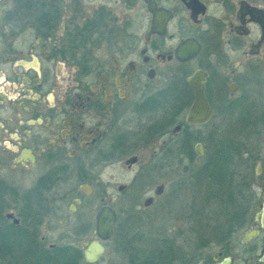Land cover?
Instances as JSON below:
<instances>
[{
    "label": "flooded vegetation",
    "instance_id": "flooded-vegetation-1",
    "mask_svg": "<svg viewBox=\"0 0 264 264\" xmlns=\"http://www.w3.org/2000/svg\"><path fill=\"white\" fill-rule=\"evenodd\" d=\"M263 11L254 0H0V264H163L169 257L136 253L167 238L172 264H264V130L250 161L255 208L215 251L185 253L183 236L163 231L125 254L114 245L119 254L103 255L119 225L128 230L165 205L158 178L175 172L176 189L184 177L195 189L193 160L179 153L192 127L227 120L243 105L257 119L249 133L264 129L260 97L251 94L264 86ZM187 39L200 49L180 58ZM196 70L207 74L213 110L202 125L185 121ZM192 150L204 156L205 145ZM108 168L132 173L113 184L125 200L123 221L104 182ZM103 206L116 215L106 240L96 235ZM92 241L103 251L87 257Z\"/></svg>",
    "mask_w": 264,
    "mask_h": 264
},
{
    "label": "trees",
    "instance_id": "trees-1",
    "mask_svg": "<svg viewBox=\"0 0 264 264\" xmlns=\"http://www.w3.org/2000/svg\"><path fill=\"white\" fill-rule=\"evenodd\" d=\"M243 111L246 112L245 106H236L235 111L226 121L229 123L231 119L240 117ZM255 122L257 123L256 118L250 121L246 115V120L241 125L242 131L235 139L230 136L219 139H212L211 136L204 139L202 137L185 139L179 152L185 158L192 159L194 156L192 143L196 140L205 145L204 162L202 165L192 168L196 185L193 194L195 196L200 195L201 199L198 202L200 204L196 209L194 208L195 213H190V216L195 218L194 222L198 229L193 228L191 230L193 233L199 229H205L202 235L199 236V248L206 247L212 242L217 244L228 239L235 228L236 219L243 221L255 208L256 199L253 195L255 192L254 172L250 161L254 160L252 156L257 151L248 145L247 140L242 139L243 136L246 138H249V136L255 137L260 133L258 124L255 126L254 134L249 133V124ZM171 155L175 156V152H172ZM248 157L250 158L248 159ZM195 200L198 201L197 198ZM203 217H211L210 223L202 222ZM195 223L193 226H196ZM170 241V238L165 239L166 246L165 243H162L154 247H139L136 254L161 258L169 257V260L163 264H172L175 255L172 253V243ZM71 254L79 255L80 252L72 250Z\"/></svg>",
    "mask_w": 264,
    "mask_h": 264
},
{
    "label": "rangeland",
    "instance_id": "rangeland-1",
    "mask_svg": "<svg viewBox=\"0 0 264 264\" xmlns=\"http://www.w3.org/2000/svg\"><path fill=\"white\" fill-rule=\"evenodd\" d=\"M254 1L262 3L264 6V0ZM252 91V98H254L256 101V99H259L260 97L261 101L259 107L264 110V86L260 88L255 87ZM257 114H259L258 111ZM245 120V111H243V114H241L240 117L231 119L229 123L224 119L215 118L212 119L208 124H205L203 126L192 127L189 132V136L190 139H194L195 137H202L204 139L208 136H211L212 139H219L229 136L235 139L238 138V134L241 133V125L243 122H245ZM263 130L264 129H262L261 132L255 137H242V139L247 140L246 142L248 143V145L258 153L261 151V134ZM195 142L196 140L192 143V146ZM153 147L154 146L152 145V147H148L147 149L142 150V160H147L150 157V153L152 152L151 149ZM182 159L184 163H190L189 160L185 158V156H182ZM204 159V156L194 155L192 158L193 161L189 165H191L192 168H196L202 165ZM175 160L176 158L174 157L169 159L170 165L173 164V167L175 165ZM251 168L253 172L257 170L255 161L253 162ZM180 171L181 167H178V173H180ZM131 174V172H124L120 168H108L105 170L104 182L109 181L107 185V192L109 194H113L114 198L112 201L114 203V208L118 210L120 208H123V203L125 200H122L121 198L117 199V190L114 188L113 184L116 182H126ZM121 175H123L122 179H120ZM175 175L176 173L174 172L169 174L166 178H158L159 181H166V187L164 189L165 193L162 197V200H165V205L159 206L156 204L152 206L148 214L145 215L141 221L135 222L132 227L128 230L119 225L117 232L115 233L113 239L108 243L107 250L103 253V255L119 254L115 251L113 253L115 246H118L120 252H123L125 254V252H128L132 247L148 244L149 239L160 238L162 234H164L162 233L163 231H165L169 237L171 233L176 232H178V235H180V237L183 236L181 238L184 239L183 252L185 253L197 249L199 253L209 254L217 249L216 243L214 242L210 243L206 247H198L199 236L202 235V232L205 229H199L198 231L192 233L191 229H198V227L194 222L195 218H192L190 216V213L191 207H193L196 203L198 204V202H200L201 197H197V202L192 199L193 186L190 184V181L186 177L181 179L182 185L179 189H176V185L174 182ZM118 212L120 213V220H125L127 217V210L123 208V210L120 209ZM211 217H203L201 221L205 223H210L209 221L211 220ZM194 223L196 226H193ZM236 239H241L240 234L236 235Z\"/></svg>",
    "mask_w": 264,
    "mask_h": 264
},
{
    "label": "water",
    "instance_id": "water-1",
    "mask_svg": "<svg viewBox=\"0 0 264 264\" xmlns=\"http://www.w3.org/2000/svg\"><path fill=\"white\" fill-rule=\"evenodd\" d=\"M262 13H264V11ZM178 48L181 51V53H179L180 55L178 54V57L185 59L194 56L199 51L200 44L193 39H187L181 42L178 45ZM206 75L207 74L205 71L196 70L189 77V83L194 92V100L190 105L189 111L187 112V115L185 117V121L187 124L202 125L207 123L210 120V117L212 116L213 110L209 106L208 101L204 95L203 81L205 80ZM262 147L264 150V133L262 135ZM195 152L197 155H201L203 153V146L200 142H197L195 144ZM134 159V157L131 159L132 162ZM186 169L187 165L184 166V170ZM82 187L85 191L86 186ZM115 220V211L111 207L103 206L100 208L96 217V235L99 239L106 240L112 236L114 232ZM102 251L103 246L97 241H92L84 250V254L87 257H94L100 254ZM222 264H228V260H226Z\"/></svg>",
    "mask_w": 264,
    "mask_h": 264
}]
</instances>
